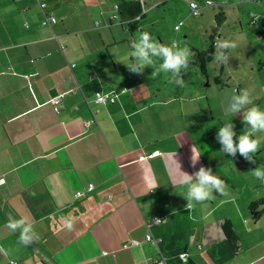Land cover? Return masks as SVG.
I'll use <instances>...</instances> for the list:
<instances>
[{"label":"crops","instance_id":"crops-1","mask_svg":"<svg viewBox=\"0 0 264 264\" xmlns=\"http://www.w3.org/2000/svg\"><path fill=\"white\" fill-rule=\"evenodd\" d=\"M44 1L41 11L36 0H0V264H264V215L248 210L264 182L216 139L233 91L221 112L214 92L169 87L151 67L131 72L130 42L154 21L146 12L128 27L110 18L119 0ZM43 13L56 22L41 25ZM96 92L110 97L95 102ZM174 153L189 174L211 167L229 195L188 210ZM9 216L33 221L39 241L20 244Z\"/></svg>","mask_w":264,"mask_h":264},{"label":"rangeland","instance_id":"rangeland-1","mask_svg":"<svg viewBox=\"0 0 264 264\" xmlns=\"http://www.w3.org/2000/svg\"><path fill=\"white\" fill-rule=\"evenodd\" d=\"M196 1L200 6L199 14L196 16L190 13V7L185 0H166L165 3L157 7L153 6L152 9L147 8L150 5L149 0H145L146 4L143 5V10L147 14L146 22L151 18L154 20L152 26L145 25V27L149 29L155 40H158L156 34H159L164 38V44H170L176 40L181 47L191 44L199 50L206 48L208 34L211 33L213 27H216L215 15L219 12L223 13L224 20L217 29V38L232 40L238 45L235 49L229 50L228 64H222V80H225L228 88L215 85L213 81V76H216L220 71V64L216 62L215 58L207 65L209 77L201 74L197 64L191 60L188 72L181 74L186 85L182 87L193 86L202 91H208L207 93L210 95L211 92H214L217 97V106L221 107V112L226 106V103H222L221 98L225 99L226 93L237 89L239 91L248 89L251 91L252 97L255 96L254 104L264 110V35H254L253 28L249 24L250 13L264 12V0H210L212 1L211 5H205V0ZM175 24L180 26L173 30ZM225 52L227 53V50ZM161 62L159 58H156L157 66ZM158 77L166 81L169 87L175 85L170 82L169 74L162 72ZM242 115V113L234 117L229 115L230 117L224 121L232 119L235 124V118H237V130L244 131L245 123ZM260 148L257 158H254L256 163L254 166L264 169V142L261 143ZM260 187L261 191H264V183ZM259 208H264V206ZM261 222H263L262 219Z\"/></svg>","mask_w":264,"mask_h":264},{"label":"clouds","instance_id":"clouds-1","mask_svg":"<svg viewBox=\"0 0 264 264\" xmlns=\"http://www.w3.org/2000/svg\"><path fill=\"white\" fill-rule=\"evenodd\" d=\"M237 43L232 40L217 39L215 42V60L218 64L227 65L230 55L229 50L235 49ZM131 51L129 53L130 63L126 64L133 73H143L145 67L153 68L152 78H156L162 72L169 74L170 82L183 86L184 80L181 78L182 72L187 73L190 67V61L195 57V53L188 45L180 46L179 42L173 40L170 44H164L155 40L149 32H142L139 36L130 42ZM227 50V53L225 52ZM156 58L162 62L157 66ZM98 99L103 101L106 97L99 93ZM251 105V107H249ZM243 114L242 119L245 128L242 134L236 136L235 125L231 120H225L219 127L216 139L221 144V150L224 154L235 157L237 152L248 162L255 163V154L259 151L260 145L264 142V110L254 104L252 93L248 89H242L239 92L233 90L230 103L226 109V115L232 117L237 114ZM236 137V139H234ZM191 155V165L195 167L199 161L200 153L196 151L193 145ZM172 162L181 174L176 181L182 186L187 187L184 195L187 199L186 208H193V201L200 203L211 200L214 191L222 196L229 195L227 185L220 177L214 174L211 167L201 166L198 171L189 174L181 170V163L175 158V153L171 157ZM255 178L264 182V169L256 167L252 170ZM3 183V181H0ZM146 187L151 190L158 185L154 181H146ZM8 228L12 232H19V243L28 247L33 242L40 239L35 230L34 222L26 216L19 219L9 216ZM66 227L71 230L72 222L69 221ZM9 264H15L9 261Z\"/></svg>","mask_w":264,"mask_h":264},{"label":"trees","instance_id":"trees-1","mask_svg":"<svg viewBox=\"0 0 264 264\" xmlns=\"http://www.w3.org/2000/svg\"><path fill=\"white\" fill-rule=\"evenodd\" d=\"M210 2L211 3L209 5L212 4V1ZM143 4L144 3L140 0H119L115 13L112 14L115 15L113 19H119L121 23L127 24L128 27H137V25L142 22L144 17ZM249 18H250L249 24L253 28L252 31L254 35L256 36L264 35V12L258 14L250 13ZM223 20L224 17L222 12H219L218 14L215 15L216 27H213L211 33L208 34V44L206 45L205 49L199 50V48H196L195 46L188 44L191 50L195 53V57L192 60L195 62V64H197L201 74L203 75H207L206 66L215 56L214 43L217 35V29L219 28V25ZM222 74H223V69L221 64L219 73L216 76H213V81L215 82L216 85H220L221 87L223 86L227 87L228 85L224 82L225 80H222ZM258 206H264V197L250 204L248 210H249V216L252 220H255L257 217H260V215L264 214V208L260 209L258 208Z\"/></svg>","mask_w":264,"mask_h":264},{"label":"built area","instance_id":"built-area-1","mask_svg":"<svg viewBox=\"0 0 264 264\" xmlns=\"http://www.w3.org/2000/svg\"><path fill=\"white\" fill-rule=\"evenodd\" d=\"M140 1H142V0H140ZM36 2L38 4V7L40 8V10L42 11L43 8H44V6H46L45 1L44 0H36ZM185 2L189 5V7H190V13L192 15L195 16V15L199 14L200 6L198 5V3H197L196 0H185ZM204 3H205V5H209L211 2L209 0H205ZM114 17H115V15H111V19H113ZM53 22L55 23L56 22V19H55V17L52 14L43 13V19H42L41 25H43V26H50V24L53 23ZM251 23H252V21H251ZM178 26L179 25L174 26V29H177ZM97 94H98V92L95 93V98H94L95 102L104 103L106 101V99L109 97V95H107V94L102 95L101 93H99L101 96L106 97L103 101H101V100L98 99V95ZM63 95H64L63 93H58L54 97H52L50 99L51 107H52L53 111L57 112L59 110V108H60V106L62 104V101H63ZM0 181H3V180H0ZM91 187H92V185L87 186V189L86 190H90ZM75 196L76 197L82 196L81 191H77L75 193ZM160 221H162V218L161 217H159V216H153L151 218V220H150V223L151 224H158ZM145 239L147 241L152 242V243H157L158 242L157 240H155V239L152 238L151 234H147L146 237H145ZM135 243L136 242H133V244H135ZM180 258L182 260L185 259L184 256H180ZM153 264H164V262H163V260L158 259V260H155L153 262Z\"/></svg>","mask_w":264,"mask_h":264},{"label":"water","instance_id":"water-1","mask_svg":"<svg viewBox=\"0 0 264 264\" xmlns=\"http://www.w3.org/2000/svg\"><path fill=\"white\" fill-rule=\"evenodd\" d=\"M50 93L54 95L55 94V91L51 89L50 90Z\"/></svg>","mask_w":264,"mask_h":264}]
</instances>
